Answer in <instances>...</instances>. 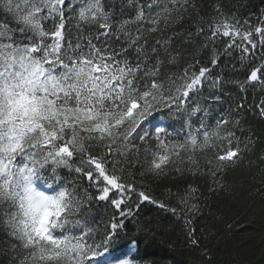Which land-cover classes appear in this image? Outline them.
<instances>
[{"label":"snow or ice","instance_id":"snow-or-ice-1","mask_svg":"<svg viewBox=\"0 0 264 264\" xmlns=\"http://www.w3.org/2000/svg\"><path fill=\"white\" fill-rule=\"evenodd\" d=\"M242 8L0 0V254L9 264H156L141 244L163 224L144 216L146 205L170 214L197 249L202 222H223L204 188L227 192L228 172L246 164L264 193V150L255 152L264 139L245 126L248 114L264 121V8Z\"/></svg>","mask_w":264,"mask_h":264},{"label":"trees","instance_id":"trees-1","mask_svg":"<svg viewBox=\"0 0 264 264\" xmlns=\"http://www.w3.org/2000/svg\"><path fill=\"white\" fill-rule=\"evenodd\" d=\"M238 2L246 6L241 9L244 13L258 12L264 8V0ZM236 98L233 93V100ZM228 103L226 101L224 106L227 107ZM246 119L248 124L245 126L251 127L257 137L264 139V121L252 114H248ZM262 150L264 143H258L256 154ZM251 158L255 159V155ZM226 182L230 186L227 192L212 196L207 188L203 191L210 197L211 213L223 222L234 224L233 229H227L223 222L217 223L210 216L201 224L205 228L201 248L193 249L183 243L181 229L172 221L170 214L146 205L144 216L161 222L163 230L156 239H148L141 244L145 259L155 261L156 264H264V193L258 190L260 172L246 164L241 165L228 172ZM161 191L163 186L157 189V194ZM237 221L239 226L235 224ZM210 224H215V227L209 230L207 225ZM205 248L207 255H203ZM0 264H9L8 256L0 254Z\"/></svg>","mask_w":264,"mask_h":264}]
</instances>
